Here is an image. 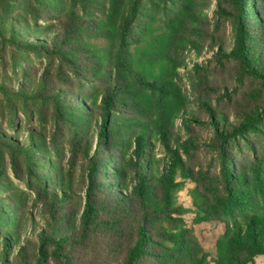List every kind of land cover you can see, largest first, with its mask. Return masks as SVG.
Returning <instances> with one entry per match:
<instances>
[{
  "label": "trees",
  "instance_id": "1",
  "mask_svg": "<svg viewBox=\"0 0 264 264\" xmlns=\"http://www.w3.org/2000/svg\"><path fill=\"white\" fill-rule=\"evenodd\" d=\"M47 1H29L35 18ZM30 28L10 22V42L59 63L53 79L29 84L30 98L70 128L71 165L33 133L26 150L7 142L16 173H39L45 224L23 242L19 211L0 200V264H258L264 0H69L59 25ZM8 123L19 125L12 108ZM188 184L191 208L179 199ZM187 214L224 228L213 254Z\"/></svg>",
  "mask_w": 264,
  "mask_h": 264
},
{
  "label": "rangeland",
  "instance_id": "2",
  "mask_svg": "<svg viewBox=\"0 0 264 264\" xmlns=\"http://www.w3.org/2000/svg\"><path fill=\"white\" fill-rule=\"evenodd\" d=\"M29 1L0 0V87L6 89V92L0 89V136L4 137V141L0 142V200H5V204L15 206L19 211L16 224L18 222L25 224L22 227L23 242L29 238L36 240L35 235L33 233L31 235V232L38 231L45 224V218L41 215L44 209L45 192L40 188L39 173L29 174L23 169L16 173L13 170L10 158L11 146L7 142L14 143V146L18 145L26 150L28 145L24 143L22 137L28 138L33 133L38 135L39 141H45L50 152L58 150L61 166L68 170L71 165L69 162L71 159L70 128L63 121L57 123L54 108L50 103L30 98L32 87L29 84H37L40 76L45 74L53 79L59 63L47 55L13 45L10 42L9 32V23L12 21L24 33L30 27L24 28L20 21L24 24L31 23L29 24L30 29H35L38 26L59 25L64 18V11L69 0H48L45 6L34 5L35 9L39 11V16L36 18ZM64 75L68 76L69 81L73 79L71 82L75 85L74 88H71L72 91L80 92L81 89L74 82L71 72L65 69ZM20 84L26 90V97L20 96ZM82 88L84 92H91L92 86L84 85ZM188 89H190L189 86ZM10 108L14 110L19 125H15L16 129L9 131L7 128L9 126ZM30 153L35 158L44 156L43 153L39 155L37 150H30ZM50 157L56 161L55 155ZM20 163L23 165L22 161ZM43 164L46 165L43 162L42 164L41 162L37 163L39 166ZM84 168V161L81 157H78L72 178L79 188L84 179ZM110 171L108 169L107 174H110ZM45 181L44 186L47 188L48 195L53 194L55 189L50 184V180L45 179ZM192 187L191 184H188L187 189L179 195L180 203L186 208L192 207L188 195V190ZM185 218L189 226L194 228L202 245L213 254L215 241L223 234L224 228L209 223L194 226L192 223L193 214H187ZM13 258L12 253H9L8 259L10 262L14 261ZM256 260L258 264H264V257H259ZM45 264L53 263L47 261Z\"/></svg>",
  "mask_w": 264,
  "mask_h": 264
}]
</instances>
